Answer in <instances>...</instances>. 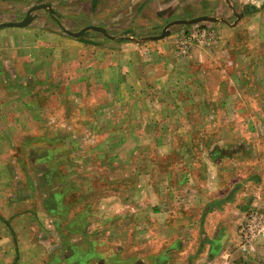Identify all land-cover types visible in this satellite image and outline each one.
I'll return each instance as SVG.
<instances>
[{
	"label": "rangeland",
	"instance_id": "obj_1",
	"mask_svg": "<svg viewBox=\"0 0 264 264\" xmlns=\"http://www.w3.org/2000/svg\"><path fill=\"white\" fill-rule=\"evenodd\" d=\"M170 1L0 0V25L19 23L25 9L44 4L70 32L106 29L113 41L93 30L82 40L112 48L113 59L100 53L95 61L108 57L116 65L109 73L83 72L72 93L57 98V104L75 102L72 118L40 125L32 139L31 126L18 122L33 109L22 101L11 112L13 91L3 89L12 83L0 81V116L13 117L0 127V264H59L55 248L62 239L67 256L77 241L86 252L96 246V264H152L167 238L156 244L153 228L168 221L150 214L161 213L159 199L170 195L191 204L214 200L212 206L242 198L241 206L262 204L264 211V0H229L234 14L249 4L252 14L237 20L231 13L230 24L240 25L222 42L205 27V39L193 38L195 25L172 27L164 40L151 42L170 22ZM40 15L41 22H54ZM219 23L213 28L223 29ZM126 42L147 46L146 61L133 62L132 70L121 57H135L137 47ZM15 85L20 97L30 94ZM53 134L60 139L52 141ZM186 182L191 190L182 189ZM141 225L149 232H139ZM237 230L231 246L239 243ZM241 256L235 264H264V240Z\"/></svg>",
	"mask_w": 264,
	"mask_h": 264
},
{
	"label": "crops",
	"instance_id": "obj_2",
	"mask_svg": "<svg viewBox=\"0 0 264 264\" xmlns=\"http://www.w3.org/2000/svg\"><path fill=\"white\" fill-rule=\"evenodd\" d=\"M213 1L214 0H192L190 3L187 2L184 5L183 0H171L168 3L169 13L166 16L167 20H170V22L164 27L159 36L153 37L150 41H161L162 39L158 40L157 38L164 33L165 29L168 28L171 23L176 21H190L199 16H207L214 18L216 22L197 24L194 26V30L203 27L213 29V32H209V34L213 35L212 37L216 40H221L222 42L229 31L237 30L240 25V23L237 24L236 22L230 24L231 13L237 20H241L243 16H250L249 14H252L251 4H249V6H244V14L236 15L233 9L230 8L232 1L217 0L215 5L212 4ZM241 2L242 0H240V3ZM142 4L143 2H140V5ZM41 6L49 5L42 4L24 10L26 13L25 18L29 13L32 17V21L28 26L24 28L0 27V81L7 80L9 83H12L9 84V89H3V91H13L11 93L9 92V97L7 98L8 102H12L9 108L11 112H15L17 104H21L22 101L27 110L33 109L32 113L28 111V115L26 114L25 117L18 122L26 126H33V128L30 127L31 132L29 133L30 137H27L28 139L34 138V129L36 130L40 125H62L67 123L66 119L72 118V114L70 113L69 115V110H75V108H77L75 102L72 100L71 103L57 104V98L64 97L69 93L71 94L73 91L71 86L76 80L81 78L83 72L86 75L87 71L90 72V70H95L94 73L96 74L97 69H99V71L103 69L104 73H109L112 72V68L116 66L110 61L108 62V57L97 63L95 61L96 56L100 53L111 54L113 51L112 48L108 50L109 47L104 46L102 50H97L96 47H91L94 44L82 40L86 37V34L78 37L68 34L70 31L63 29L62 26L59 25L54 15L56 11L51 6H49L50 9L39 8L32 11L34 8ZM125 7L120 9L129 12ZM139 8L140 6L137 4L136 12L140 11ZM40 13L49 14L51 18L54 19V22L51 20L44 21V23L41 22L40 19L44 16L40 15ZM219 16L224 17L220 19ZM25 18L23 20H25ZM220 21L223 24L220 27H223V29H214L213 25L217 26L220 24ZM172 27L180 28L187 26H170L168 28V35H170V29ZM128 33L132 34V32ZM205 33L207 32L205 31ZM108 36L109 37H105L113 41L114 37L109 34ZM123 46H130L132 48L137 47L134 49L136 53L135 57H121V61H127V65H130L129 69L132 70L135 65H138L133 62H139V64L143 65L144 61H146V57H144L142 53L144 47L146 48L147 46L141 47L143 45L139 43L132 44L129 42H126ZM113 55L114 54L110 55L111 59H113ZM200 58L201 56L199 55L197 60ZM90 60H94L93 65L89 64ZM125 73L126 77L122 76L124 80L129 76L127 72ZM22 78L24 81H22ZM17 81L21 85V88L24 87L25 93H30L27 97H20L16 94L15 88H17V85H15V83ZM12 87L14 88L12 89ZM0 91H2V88ZM44 94H47L48 100H42L39 103V96H43ZM18 98H20V101H18ZM52 102H55L57 105H54ZM7 114L9 117L6 119L2 118V115L0 116V127L2 123L12 124L13 117H11V113L9 112ZM14 119H17V117ZM70 123L73 124L71 121ZM57 135L58 134H53L51 140H59L60 137H57ZM1 184L0 180V186ZM186 184L187 182L183 185L182 189L184 188L185 191L188 189L191 190V187H186L189 184ZM237 192H243V190ZM241 195H243V197L246 196L245 194ZM170 197L168 199H159L162 203L160 207H163L161 213L159 210L154 209V212L150 214L152 219L159 220V218L162 217L168 221L167 224H163V226L159 224L158 227L153 228L152 237L150 238L148 236L151 240L157 241V243L155 242L156 244L160 243L161 239H164L163 236L167 237L163 240V248L160 247L158 252L152 255V264H235L234 261H236L238 257H243L241 256L242 254L252 253V251L243 252L238 245L239 243L237 245L234 243V246H231L232 242L236 240L237 224L239 226V224L243 222L245 211L251 209L247 206L250 202L247 205L245 204L246 206H241L243 201L242 198H239V200L233 199L232 202H226L227 204L224 205L225 199L224 201H219L218 204H216L217 206H212L214 200L210 201L206 199L203 204V198L201 197L197 199L193 198V204L189 203V200L185 201L186 197L180 200H176L174 195H170ZM220 199L223 200L224 198ZM179 202L184 204V208H179ZM226 222L231 223L230 229L226 228ZM142 227L143 225L139 227V232H149L146 230L147 228ZM66 233H68L67 237L76 234L71 231L62 232V234ZM89 233L90 232H88V235ZM161 233L163 234L160 235ZM76 235L79 236V234ZM63 243L62 239L61 243L55 248L57 258L61 261H58L59 264H90L91 262L88 261L91 260L92 264H96V246L92 249L95 253L89 248L87 250L88 252H86L85 250L88 246L82 247L81 243H77L76 241L75 244L72 245V255L67 256L68 253L62 250L67 249ZM257 243H260V241ZM99 264H102V262ZM125 264H134V262L129 261ZM137 264H144V262H137Z\"/></svg>",
	"mask_w": 264,
	"mask_h": 264
},
{
	"label": "built area",
	"instance_id": "obj_3",
	"mask_svg": "<svg viewBox=\"0 0 264 264\" xmlns=\"http://www.w3.org/2000/svg\"><path fill=\"white\" fill-rule=\"evenodd\" d=\"M193 38L205 39V31L197 29ZM261 205L262 204H258ZM255 206L245 213L243 222L238 226L237 239L243 252L252 251L254 245L264 240V211L260 206Z\"/></svg>",
	"mask_w": 264,
	"mask_h": 264
},
{
	"label": "water",
	"instance_id": "obj_4",
	"mask_svg": "<svg viewBox=\"0 0 264 264\" xmlns=\"http://www.w3.org/2000/svg\"><path fill=\"white\" fill-rule=\"evenodd\" d=\"M39 8L50 9L49 6H41V7L34 8L32 11H35V10H37ZM31 21H32V17H31V15L29 13L27 15V17L25 18V20H23L22 22L1 24L0 27L24 28V27L28 26L31 23ZM206 22H216V20L214 18L203 16V17H199V18H196V19H193V20H190V21H176L174 23H171L169 25V27L170 26H174V25L192 26V25H197V24L206 23ZM168 28H166L164 33L160 37L157 38L158 40L165 38L169 34ZM86 30H93V31H96V32H99V33L103 34L104 36L109 37L108 34H107V31L105 29H102V28H99V27H89V28H87L85 30H82L79 33L68 32V34H71L72 36H75V37L83 36L85 34Z\"/></svg>",
	"mask_w": 264,
	"mask_h": 264
}]
</instances>
